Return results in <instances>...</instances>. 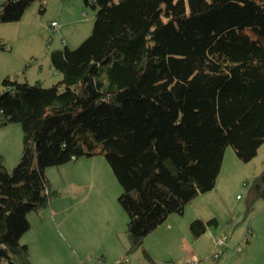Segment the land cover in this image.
I'll return each mask as SVG.
<instances>
[{"label": "trees", "instance_id": "1", "mask_svg": "<svg viewBox=\"0 0 264 264\" xmlns=\"http://www.w3.org/2000/svg\"><path fill=\"white\" fill-rule=\"evenodd\" d=\"M32 1L2 0L0 22ZM85 4L96 11L89 36L49 53L57 83H1L0 127L20 125L22 151L11 171L0 156V264H32L20 239L27 215L58 197L48 167L104 155L121 188L129 256L213 189L227 147L248 162L264 142V0ZM260 198L264 167L246 185L245 216ZM216 226L197 218L188 231L196 239Z\"/></svg>", "mask_w": 264, "mask_h": 264}, {"label": "rangeland", "instance_id": "2", "mask_svg": "<svg viewBox=\"0 0 264 264\" xmlns=\"http://www.w3.org/2000/svg\"><path fill=\"white\" fill-rule=\"evenodd\" d=\"M85 1L92 2V0H33L18 20L0 22V45L3 46L0 50V92L3 89L2 80L6 77L20 82L26 77L27 83L30 84L42 77L44 87L58 82L59 78L49 68V53L64 46L74 49L89 36L96 11L90 5H86ZM51 22L56 23L54 28L50 27ZM226 149L228 152L224 156L222 170L216 178V183L212 190L205 193L204 203L197 208L205 220L214 217L217 226L209 228L208 233L196 239L190 234L185 238L179 233L174 235L176 244L173 252L157 251L154 264H186L190 257L197 259V264H213L217 261L210 257L214 249L218 248L215 240L219 238L227 240L232 235V245H235L236 233L239 237L242 234H249L251 230L264 232V198L254 203L253 211L249 215L245 216L244 213L246 185L260 170L264 146L258 156L248 162L240 161L230 147ZM21 151L20 125L13 122L0 127V156L6 170L11 171L14 168ZM91 158L101 163L107 172H111L109 175L112 177L113 173L103 154L97 152ZM61 166L48 167L45 175L51 188L58 192L60 200L67 198L71 200L69 195L72 190L69 183L63 179V171H67L65 168L67 166ZM100 174L101 177L104 176L103 170ZM104 180L110 181L107 178ZM104 187L106 191L103 195L102 210L106 213L94 220L96 222L94 229L90 227L93 229L91 231L84 225L80 231V226H76L75 220L70 219L67 229H60V232L71 247L66 246L63 241L54 244V247L45 244L48 258L43 264H98V262L125 264L123 262L125 257L126 264H152L140 249L129 256L124 254L127 247L126 215L117 202L121 188L116 179L112 180L111 184L106 183ZM57 206L62 210L73 209L74 212V207L66 205L64 201L58 202ZM189 237L190 240L185 244ZM185 245L191 250L187 256V252L184 251ZM109 254H112L111 257ZM220 261L221 258L218 259V262Z\"/></svg>", "mask_w": 264, "mask_h": 264}, {"label": "crops", "instance_id": "3", "mask_svg": "<svg viewBox=\"0 0 264 264\" xmlns=\"http://www.w3.org/2000/svg\"><path fill=\"white\" fill-rule=\"evenodd\" d=\"M49 68L51 67L49 66ZM54 74H56L59 78V75L56 72H54ZM24 81L28 82L26 77H24ZM36 81L41 84L45 83L42 77L37 78ZM263 146L264 142L259 146L257 153L253 158L258 156ZM227 152L228 151L226 149L224 156ZM224 156L219 174L222 170ZM94 160L95 159L91 157H83L72 161L71 164L67 163L62 165L67 166L65 167L67 171H63V179L69 183L72 190L69 195L71 200L68 198L67 200H60V197H57L51 201L47 209L36 213H29L27 215L31 228L21 237L20 242L28 246L29 257L32 264H43L47 260L48 255L46 254L44 248L45 244H49L54 247V244H58L60 241H63L66 246L71 247L68 245L66 237L60 232V229H67L70 219L75 220L76 226H80V231L84 225L92 231L96 225L94 220L106 213L105 210H102V207H104L103 195L106 191V187L104 186H106V183L111 184L112 180L115 181V179L112 174V177H110L109 174L111 172H107L101 163ZM263 167L264 158L260 161V170L258 174L261 172ZM99 168L104 172L103 177H101L102 174H100L101 170L99 171ZM104 178H107L110 181H105ZM73 181L77 183H74ZM203 196H205V194H200L188 203L181 216L176 214L168 216L161 225L145 237L143 244L139 249L149 258V261L152 264L156 263L157 251H161L162 253L173 252L176 244L174 235L179 233L183 236V238H185V236H189L187 226L190 221L197 218L204 221L214 218L211 217L205 220L202 216V212L197 210L198 206L202 205L206 199ZM236 198L238 199L239 196L237 195ZM61 201H64L68 206L74 207V212L72 211L73 209H58L59 207L57 204ZM90 227H93V229H90ZM209 230L210 229H208L205 233H208ZM231 237L227 238V240L224 238L226 245L225 248L221 250L219 257L222 261L218 262V264H264L263 231L256 232L251 230L249 234H242L239 237L236 233V242H234L235 245H232ZM189 240L190 237L186 239L185 244ZM237 247H239V250H237ZM184 249V251L187 252V256L191 251L190 247L185 245ZM115 254L118 255V253ZM111 255L112 254H109L110 257ZM100 263L101 262H98V264ZM213 264H215V262Z\"/></svg>", "mask_w": 264, "mask_h": 264}, {"label": "built area", "instance_id": "4", "mask_svg": "<svg viewBox=\"0 0 264 264\" xmlns=\"http://www.w3.org/2000/svg\"><path fill=\"white\" fill-rule=\"evenodd\" d=\"M10 1H15V0H10ZM56 23L55 22H51V24H50V27H55L56 25H55ZM215 243H216V246L218 247V248H216V249H214V251L211 253V255H210V257L213 259V260H216V259H218L219 258V255L221 254V250L223 249V248H225V245H226V243H225V239L224 238H219V239H217V240H215ZM220 249V250H219ZM237 250H239V247H237ZM125 264L127 263V260H126V258H124V261H123ZM197 262H198V260L197 259H195L194 257H190L188 260H187V262H186V264H197ZM116 264H121V262L119 263H116Z\"/></svg>", "mask_w": 264, "mask_h": 264}, {"label": "clouds", "instance_id": "5", "mask_svg": "<svg viewBox=\"0 0 264 264\" xmlns=\"http://www.w3.org/2000/svg\"><path fill=\"white\" fill-rule=\"evenodd\" d=\"M126 258V257H125Z\"/></svg>", "mask_w": 264, "mask_h": 264}]
</instances>
